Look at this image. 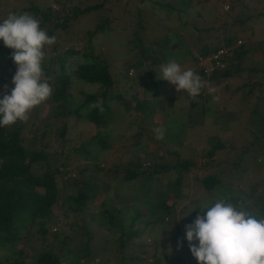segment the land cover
<instances>
[{"label": "rangeland", "instance_id": "rangeland-1", "mask_svg": "<svg viewBox=\"0 0 264 264\" xmlns=\"http://www.w3.org/2000/svg\"><path fill=\"white\" fill-rule=\"evenodd\" d=\"M158 3L164 4V7L160 8ZM30 4H37L40 10L43 6L50 8V25L67 17L68 11L65 16L62 11L65 7L69 9L71 6L72 10L101 4L96 11L77 15L68 23L67 30H54L56 42L52 46L56 49L51 46L47 52V57L54 58L50 63L53 70L46 76L54 88V83L58 84L56 75L60 67L56 56L68 47H85L84 33L86 36V31L94 29L98 21L106 17V31L95 34L91 41L92 55L106 61L112 79L111 93H122V99L129 103V107L124 108L116 98L108 100L110 115L104 126L96 127L82 115L76 116V100L82 101L84 94L97 92L98 86L76 78L75 68L82 63L79 54L64 61L62 70L70 77L65 94L71 100L66 103L65 113H57L61 100L55 101L51 95L32 110L26 123L17 122L22 125L23 145L32 141L34 148L42 147L53 156L51 168L58 193L51 208L52 221L46 226L47 234L44 237L36 234L37 227L28 226L29 221L26 220L23 223L25 226L17 232L22 239L15 250L25 255L28 264H34L29 257L31 249H47V243L52 241L51 235L57 233L62 238L59 233L63 231L65 236L74 235L50 247L51 252L58 255V264H147L138 258L142 255L133 241L120 236L130 227L139 228L137 237L150 242L147 247L154 246L153 251L151 249L147 254L149 263L154 264L152 253L156 251L159 259L156 264H193L195 258L183 239L185 225L195 219L200 209L197 207L183 218L181 215L198 202L227 195H237L253 206L264 190V0H0V20L9 12H17ZM184 5L186 13L178 16V8ZM165 7L167 11L163 9ZM137 10L140 17L136 16ZM55 12L61 15L54 16ZM137 19L141 25L137 29L138 42L133 35ZM183 23L186 25L182 27ZM42 28L48 30L47 26ZM160 36L173 38L174 41L180 36L194 56L202 45L210 50L224 44V38L230 37L229 46L232 49L239 46L235 49L239 61L231 67V70L238 71L225 78L219 77L215 82L209 77L208 85L215 91L209 93L206 87L195 100L188 101L186 93L177 92L174 85L160 78L161 65L167 63L156 65L153 70L154 65L146 59L139 71L145 75L143 79L146 82L152 74H148L151 68L155 83L146 84L148 90L143 91V79L135 76L134 67H128L127 76L121 75L124 73L122 62L131 63L142 47ZM193 63L185 59L178 64L183 69H193ZM0 64L5 68L2 69L7 70L2 73L10 74L9 81L12 82L16 65L12 62L11 68L6 67L1 57ZM4 94L0 90V96ZM133 94L146 100L144 108L147 109L144 112L132 109ZM159 126L166 129L162 140H157L152 131ZM131 129H141V135L133 134ZM255 133L260 135L257 140ZM99 137L104 139V147ZM217 140L223 144L221 148L216 146ZM249 144H252L251 147L246 149ZM154 152L156 158L152 156ZM208 152H212L211 157L207 156ZM144 156L148 157L146 161L149 164L161 161L169 170L165 175L157 174L147 179L139 175L123 181L121 175L127 161L133 163L139 158L145 168L148 164ZM176 156L180 161H191L179 188L174 186V175L170 176L173 172L170 166L175 163ZM238 157L243 161L239 162L240 168L235 166ZM96 164L101 170L94 169ZM241 169H245L242 172L244 182L239 187L235 178L230 176ZM36 171L42 172L43 167ZM214 172L221 184L205 191L194 177L200 179ZM82 180L93 183L97 196L83 207H86L87 213H93L96 220L99 219L98 222L88 221L90 226L88 229L86 226L85 235L77 228V224L82 223V216L63 207V199L75 192L72 183L77 182L81 186ZM100 201L102 204H99ZM123 202L128 206L120 216L103 213L110 204L122 207ZM135 210H139L137 216H133ZM64 211L68 214H61ZM151 221L153 225H150ZM164 222L168 223L163 225ZM86 235H90L88 240ZM118 239L123 241L122 246H118ZM180 240L182 243L178 246ZM86 242L90 253L85 255V259H90L87 263L81 250ZM95 250L98 254H94ZM100 257L105 259L99 260Z\"/></svg>", "mask_w": 264, "mask_h": 264}, {"label": "trees", "instance_id": "trees-1", "mask_svg": "<svg viewBox=\"0 0 264 264\" xmlns=\"http://www.w3.org/2000/svg\"><path fill=\"white\" fill-rule=\"evenodd\" d=\"M158 4L160 8L164 7V4ZM100 7L101 4H90L80 8H72V10H70L71 6L69 9L66 7L62 9V6L60 4V8L62 9L64 16L66 14L65 12L68 11V14H66L67 17H64L59 23H54L52 25H50L51 22L48 19V14L50 11V8L48 6H43V9L40 10V7L37 4H30L28 7H23L18 10L17 13L29 12L33 14L41 21V27L47 26L48 34L53 35L55 33L54 30L57 28L59 30H67L68 23L72 19H75L77 15L92 10L96 11ZM163 9L165 11L168 10L167 7ZM178 10V16L184 15L187 11L186 5H184L183 7H179ZM58 14L61 15L59 12H55L53 15L57 16ZM136 16L140 17L139 10H137ZM139 22V19H137L135 24L136 29L133 33L134 39L137 42L139 41L137 33L138 30L141 28ZM106 23V17H103L94 26V29L86 31V36L84 33V40L86 42L85 47H81L78 49L68 47V50H63L58 56H56L58 57V59L56 58V60L60 62V67H58V74L56 75V81L58 82V84L54 83L52 94L53 100H61V103L59 104L60 110L57 113L64 114L66 111V103L69 101L71 102V100L68 99V95L65 94V89L70 85V77L68 73H65L62 70L63 63L69 56L79 54L82 63L78 64L75 68L74 74L76 78L83 80L87 83L97 85L98 91L94 93L84 94V99L82 101L76 100L77 104L75 106L74 113L76 114V116L82 115V118H84L89 124H92L96 127L104 126L106 124V118L110 115V107L108 104V100L116 98L119 100V102L124 108L129 107V103L127 102L126 104L125 99H122V93H111L112 79L108 74L106 61L97 55H92L93 46L91 45V41L93 40L95 34L102 32L104 33L106 31ZM184 25L186 24H181L182 27ZM177 37L178 38H175L174 41L173 38L170 39L167 36H160L154 39L149 45H145V47H142L138 52L139 55L137 54L131 63H127L126 60L122 62L124 66V73L121 75L123 77L127 76L126 70L129 66H132L134 67L136 72L135 76H137L138 79H143L145 75L141 74L139 70L143 69L144 64L146 63V59L149 64L152 63L154 65V68H152L153 70L155 69L156 65L159 66L170 61L181 63L185 59H187L188 61L195 62V56L191 54V52L188 50L186 44L182 41L181 37ZM67 39L70 40V37H68ZM231 41L232 39L230 37H226L224 38L223 43L226 45H231ZM52 47L53 49H56L54 46ZM206 48L207 47L205 45H202L200 48L197 49V51L199 53L205 54L206 52H208V48ZM237 48H239V46L232 49L233 56L231 57L230 61L233 64H231V66L222 69L216 68L212 71L209 77L213 79V82L217 81L219 77L225 78L228 75H231L233 71H238L237 69L231 70V67L236 64L237 61H239V56L237 55L235 50ZM82 49H85L86 51L84 52ZM11 52L12 50L6 48L3 45V42L0 41V57L2 58V60H4V65L8 68H11L10 64L13 62L11 59ZM53 59V57H47L45 59L43 63V69L45 74L53 70V68H51L52 65L50 64ZM2 68L4 67L2 64H0V90L5 94H8L11 92V87L13 86V84L11 81H9L10 74L2 73L3 71H7L4 70L5 68ZM152 69L149 68L148 74H153ZM193 70L197 72L205 81H207V79L209 78H206L202 70H198L195 65L193 67ZM152 74L148 78V80H146V82H144V79L141 81L143 91L148 90L146 84L150 85L155 83ZM5 85H7V89H5ZM133 95L134 103L132 109H138L141 113L144 112L145 109H147L144 108V102H146V100L142 98L139 99L136 94ZM2 97L3 95L0 96V98ZM93 105H100L103 108V111H100V108L98 107H93ZM21 129L22 125L17 122L11 126L0 127V264H28L25 261V255H21L18 249L15 250L16 245L20 243L22 239L18 236L17 232L20 227L23 228L25 226L23 223L28 220L29 222L27 225L31 227L36 226V234H39L44 237V235L47 234L46 226L52 221L51 208L56 201L58 193L57 181L54 175L53 168H51L53 156L50 155V153H47L42 147L34 148L32 145V141L28 142L26 145H23V140L21 138ZM140 130L141 129H136L135 131L134 129H131V131H133V134L138 135H141ZM262 131L264 132V126H262ZM259 136L260 135L255 133L256 140ZM99 140L100 144L104 147L106 144L104 142V139L99 137ZM215 142L218 148H221L223 146L220 141L217 140ZM262 144L264 146L263 139ZM251 145L252 144H249L248 148L246 149H249ZM241 154L244 153L242 152ZM152 156H155V152L154 154L152 153ZM207 156L211 157L212 152H208ZM143 158L146 161V158L148 157L144 156ZM138 159L139 158H137L133 163L132 161H127L125 169L123 170V174L121 175L123 181H128L133 178H137L139 175H143L146 179L152 178L153 175L157 174L165 175V173H167V170H169L168 166H165L161 161H152L150 164L146 161L148 165L143 168V165H141ZM235 162L236 168H240L239 164H241L243 161L240 157H238L236 158ZM61 164L63 165V163ZM93 166L96 171L101 170L99 164ZM41 167H43V171L37 172L36 170ZM190 167V160L185 159L183 161H180L176 156L175 163L170 166V170H173V172L171 174L169 173L170 176L172 174L174 175V186L176 188H179L181 180L185 177ZM80 170L82 169H78V171ZM244 170L245 169L237 171L235 170L233 173H231L233 175L230 176L235 178V180L237 181L236 184H238L239 187L244 182L242 181L244 178L242 172ZM194 178L201 183L205 191H210L213 186L221 184V181L215 172L201 177L200 179H198L197 177ZM88 182L89 181L82 180L81 186H78L77 182L72 183V187L75 188V192L67 195L63 199V207L71 210L72 212L76 211L82 216V223L77 224V228L84 235L87 234V229L90 226L88 224V221H99V219L96 220V217L93 213H87L86 207H83V204H90L88 202L92 201L93 197H97L93 183L89 184ZM224 198L233 203L239 200H243L240 199L237 195H227ZM99 204H102V201H100ZM59 205H61V203H59ZM127 206L128 205L126 203H124L122 207H115L110 204L107 207V210H104L103 213H108V215L113 217H116L117 214L120 216L127 209ZM253 207L260 214H264V190L263 193L260 194L256 199V203H253ZM164 208L168 209L167 207ZM138 213L139 210H135L133 216H137ZM61 214L66 215L68 213L64 211L61 212ZM86 216H88V219H86ZM167 223L168 222H164L163 225H166ZM150 225H153V221L150 222ZM138 229L139 228L131 229L130 227H128L124 232H120V236H125L123 237L124 240L125 238L131 239V241H133L134 245L138 248L139 252L142 255L138 258L143 261L145 260L147 264H151L149 263V261H147V254L150 252L151 249L153 251L154 246L147 247V245L151 244L150 242L138 239ZM59 234L62 235V238L60 237V235H57V233H53L51 235L52 241L51 243H47V249H31L29 257L34 260V264H58V255L51 252L50 247L57 243L63 242L65 239L74 235L67 234L65 236V233L63 231H61ZM25 236H27L26 238L29 239L28 234H25ZM58 236L60 237L59 241H57ZM89 238L90 235H86V239L88 240ZM184 240L185 239H183V241ZM153 243L156 244L155 241ZM122 244L123 241H119L118 239V246H122ZM81 250L84 252L83 256L85 259V255L90 254L87 247V242L84 243ZM28 252L30 251L28 250ZM94 254H98L96 253V250L94 251ZM156 254V251L152 253V255H154L152 263L154 264H156L159 260ZM100 259L102 260L105 258L100 257L99 260ZM77 260H79V258H77ZM89 260V258L85 259L84 262L87 263V261ZM165 261L167 262L166 257ZM193 264H197V261L195 260Z\"/></svg>", "mask_w": 264, "mask_h": 264}, {"label": "clouds", "instance_id": "clouds-1", "mask_svg": "<svg viewBox=\"0 0 264 264\" xmlns=\"http://www.w3.org/2000/svg\"><path fill=\"white\" fill-rule=\"evenodd\" d=\"M0 41L12 50L16 65L14 87L0 98V127H5L26 123L32 110L53 94L43 63L56 37L50 36L33 14L9 12L0 20ZM160 72V78L174 85L177 92L186 93L188 101L195 100L206 87L209 93L215 91L193 69H183L174 61L161 65ZM93 107L103 111L100 105ZM152 131L162 140L166 129L159 126ZM197 207L200 211L185 225L184 237L197 264H264V214L246 200L233 203L215 197L194 204L181 218ZM181 243L178 241V246Z\"/></svg>", "mask_w": 264, "mask_h": 264}, {"label": "built area", "instance_id": "built-area-1", "mask_svg": "<svg viewBox=\"0 0 264 264\" xmlns=\"http://www.w3.org/2000/svg\"><path fill=\"white\" fill-rule=\"evenodd\" d=\"M233 48V47H232ZM232 48L229 45L221 44L214 49L207 50L205 54L195 55V67L202 70L205 77H209L214 69H222L231 66Z\"/></svg>", "mask_w": 264, "mask_h": 264}]
</instances>
